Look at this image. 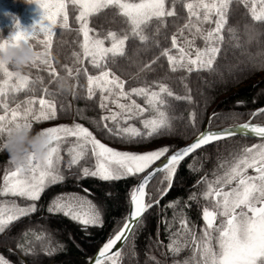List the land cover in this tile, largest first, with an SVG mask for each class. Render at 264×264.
<instances>
[{
    "label": "snow or ice",
    "instance_id": "6c2138e0",
    "mask_svg": "<svg viewBox=\"0 0 264 264\" xmlns=\"http://www.w3.org/2000/svg\"><path fill=\"white\" fill-rule=\"evenodd\" d=\"M35 2L42 10L40 19L28 29L21 27L17 21L15 31L8 38H0V49L19 43L32 45L42 55L36 57L26 69L43 67L50 73L51 79L57 81L58 87L62 88L59 83L61 77L52 66L51 47L54 27L68 28L66 0H35ZM68 2L78 9L75 19L79 24L78 31L83 34L81 42L83 57L89 58V64L101 69L97 75H87V70H84L87 76L88 97L92 98L94 90L99 89V107L102 110L107 109L106 114L101 115L96 122L99 130L125 143H134L138 139L161 135L165 129L171 131L172 125L165 111L164 96L191 101V95L186 94L183 97L176 95L165 83L157 81H153L154 87L126 88L125 81L107 67L106 61L109 58L115 60L117 55L124 53L125 42L129 36L146 42L148 37L144 34V29L153 21L158 25L156 28L158 33L160 26H166L168 18H176L175 6L178 0H68ZM179 2L187 11L184 23L177 28V32L183 37V42L178 40L177 32L172 33L170 48H163L160 56L167 58L168 69L172 72L212 71L224 40L222 32L227 25V15L232 0H179ZM237 3L248 7L253 21L264 22V0H237ZM106 9H114V16L119 15L124 18L128 27L127 30H121L123 34L113 30L98 33L89 26V18ZM206 23L209 27L205 29ZM213 23L214 27L211 26ZM245 28L248 29L249 26L245 25ZM185 30L190 32L191 36L184 37ZM227 31L232 34L235 28L227 27ZM197 36L203 39L204 47H195L194 40ZM185 45L188 49L195 47L194 53L186 50ZM171 49H176V52L173 53ZM73 55L77 57V61L81 60L77 53ZM157 59L158 57H154L149 64L155 63ZM260 66L264 67V63ZM62 67L67 69V75H76L67 65ZM79 71L78 68L77 73ZM37 83L44 93L49 91L40 75L37 74L35 79H32L28 72L18 74L11 65L0 62V110H2L0 135L6 136L12 125L32 129L33 122H44L57 117L54 102L45 99L44 95L39 98L35 95L26 96L22 109L19 103L9 107L10 94L20 90L35 92ZM133 95L144 97L147 108L137 104L132 99ZM121 98H126L127 103H121ZM37 99L38 109L33 107ZM109 102L115 104L119 111L107 108ZM149 111L152 115L145 116ZM257 114L264 115V108H257L250 114L249 120L241 124L213 127L212 118L218 115L214 112L209 117V126L196 130L191 142L175 148L164 144L143 151L120 150L109 146L80 123L73 122L71 125L61 123L43 127L39 132L46 134L50 141L43 161L34 159L29 153L27 167L21 168L10 159L13 168L5 170L2 177L3 184H0V195H18L28 198L33 203L21 207L14 201L10 204L0 202V232L4 231L10 222L36 210L34 202L40 197L47 184L64 179L58 167L59 144L62 137L72 136L76 140L73 147L68 149L71 159L66 167L77 164L90 152L94 166L81 168L80 172L83 176L97 177L104 181L129 176L139 177L138 182L129 191L127 214L122 221L116 222L107 239L93 256L88 257L89 264H118L120 252L118 248L114 249V246L118 243H126L134 226L143 219L146 210L153 204L159 203V199H153L152 195L146 192V188L155 177H159V187L155 189V193L157 197H161L172 186L178 165L190 153L212 142H219L236 135L251 134L259 138L257 143L242 146L238 154L232 157L231 162L221 161L223 170L220 174L214 172L213 180H208L204 176L197 181V184H205L200 196L211 201V207L205 206L202 209L204 224L200 238L197 239L195 233L189 230L184 218H181L179 223L196 244L192 257L195 260L198 253L199 260L196 264H264V123L251 122ZM134 118H139L143 129L131 123L121 127L120 120L127 122ZM188 120L195 130L194 112H189ZM108 121L112 124L109 125ZM0 148L5 149L3 146ZM248 169L254 170L255 174L250 175ZM79 178L78 176L77 179ZM84 191L87 192L88 189ZM195 198V193L190 194L189 199ZM176 203L178 200L170 201L168 206H174ZM48 211L62 212L83 227L103 223L98 206L86 195L81 196L78 193L59 194L49 203ZM17 247L26 252L31 250L21 244ZM168 247L173 252L180 250L179 242L171 239ZM45 250L51 251V249ZM0 264H10V261L0 255ZM183 264H189V260L185 259Z\"/></svg>",
    "mask_w": 264,
    "mask_h": 264
},
{
    "label": "trees",
    "instance_id": "16d2710c",
    "mask_svg": "<svg viewBox=\"0 0 264 264\" xmlns=\"http://www.w3.org/2000/svg\"><path fill=\"white\" fill-rule=\"evenodd\" d=\"M6 1L11 19L7 22L0 21V38L8 37L17 19L31 3V0ZM175 8L177 17L168 18L166 26H160L158 33L156 32L158 25L153 21L144 29V34L148 37L146 42L129 36L125 42L124 53L117 55L115 60L109 58L106 61L107 67L125 81L126 88L154 87L153 81H157L165 83L176 95L181 97L186 94L191 95V101L164 96L165 111L172 125L171 131L165 129L161 135L138 139L134 143H125L99 130L96 122L101 115L106 114V109L102 110L99 107V89L94 90L92 98L88 97L87 76L84 70H87V75H97L101 69L95 68L88 63L89 58L83 57L81 47L83 34L78 31L79 24L75 19L78 9L70 2H68V28L62 29L58 26L51 47L52 66L56 68L58 76L64 78L67 87H58L57 81L51 79L50 73L43 67L25 69L32 79H35L37 74L43 77V84L49 91L44 93L37 83L35 92L20 90L10 94L9 107L19 103L22 108L26 96L35 95L39 98L44 95L45 99L54 102L57 117L44 122H33L32 132L46 126L61 123L71 125L75 122L89 128L103 143L130 151L150 150L164 144L172 148L183 146L194 138L196 130L209 126V117L214 112L218 115L212 118L213 127L248 121L252 112L264 107V67L260 66L264 63V22L253 21L248 7L237 3V0H232L227 15V25L222 32L224 40L213 70L192 73L183 70L172 72L168 69L167 58L160 56V52L163 48H170L171 34L177 32V28L184 23L187 16V11L179 0ZM114 12V9H106L93 14L89 18V26L98 33L113 30L123 34L121 30H127L128 26L124 18L119 15L114 16ZM245 25L249 28L246 29ZM204 27L206 29L209 25L206 23ZM227 27L235 28V32L230 34ZM177 36L182 43L183 37L178 32ZM189 36L191 33L185 30L184 37ZM235 44L238 45V49L235 48ZM194 45L203 46V39L197 36ZM185 47L187 49V45ZM171 51L175 53L176 49ZM73 53H77L81 60L77 61ZM154 57H158L157 61L149 64ZM63 65L70 67L76 75H67V69L62 67ZM145 65L149 66L145 67ZM78 68L80 71L77 73ZM132 99L147 108L144 97L133 95ZM38 103L37 99L34 103L35 107ZM121 103H127V99L121 98ZM112 105L109 102L107 107ZM189 112L195 113V130L190 126ZM149 115H152L150 111L145 113V116ZM253 122L264 123V115L256 116ZM108 123L112 124L111 121ZM119 123L121 127L131 123L143 129L139 118L127 122L120 120ZM4 137L0 135V143ZM75 140L76 138L73 137L68 142ZM258 141L234 136L197 150L179 164L172 186L161 197H157L155 193V189L159 187V177H156L150 183L147 192L153 199H159V203L153 204L144 213L143 219L136 226L122 252L121 264H174V262L183 264L185 259L189 260V264H195L199 260V256H195L197 258L195 260L192 259L196 244L179 221L184 218L189 230L195 233L197 239L200 238L203 224L202 209L205 206L209 207L211 201L200 196L205 184H197V181L204 176L208 180H213L214 172L217 173L222 168L221 161L231 162L232 157L238 154L242 146ZM70 159L71 157L63 153L64 179L43 189L40 197L34 202L36 210L10 222L4 231L0 232V255L10 261V264H88V257L93 256L107 239L116 222L122 221L127 214L129 191L139 180L138 176L122 177L112 181L83 176L80 172L81 168L94 166L90 152L77 164L66 167ZM10 165L8 151L0 148V184L5 170H10ZM84 189L88 191L85 192ZM61 193L86 195L100 209L103 223L83 227L62 212H49V203ZM192 193L196 194L195 199H189ZM8 198L0 195V202ZM13 198L23 204L33 203L20 196ZM177 200L178 203L174 206H168L170 201ZM170 239L179 242L178 252L169 249ZM18 244L31 250L26 252L17 247Z\"/></svg>",
    "mask_w": 264,
    "mask_h": 264
},
{
    "label": "clouds",
    "instance_id": "9594fccd",
    "mask_svg": "<svg viewBox=\"0 0 264 264\" xmlns=\"http://www.w3.org/2000/svg\"><path fill=\"white\" fill-rule=\"evenodd\" d=\"M41 55L42 53L32 45L19 43L0 49V62L11 65L18 74H21L25 71L27 65ZM59 83L62 87H67L64 78H61ZM0 146L8 151L10 159L17 166L26 168L29 153L32 154L34 159L43 161L50 146V141L46 134H40L39 131L32 132L31 129L23 126L18 128L16 125H12Z\"/></svg>",
    "mask_w": 264,
    "mask_h": 264
},
{
    "label": "rangeland",
    "instance_id": "374dc122",
    "mask_svg": "<svg viewBox=\"0 0 264 264\" xmlns=\"http://www.w3.org/2000/svg\"><path fill=\"white\" fill-rule=\"evenodd\" d=\"M257 7H259V5H257ZM66 11H67V14H68V1L66 0ZM41 12L42 10L39 8V6L37 5V3L35 2V0H31V3L28 5V7L23 11V13L20 15V17L17 19V21L19 22V25L25 29H28L30 28L36 21H38L40 19V15H41ZM11 17H10V13H9V7H8V2L6 0H0V21H3V22H7V21H10ZM16 21V22H17ZM16 22L14 24V27L12 29V31L9 33L8 37L10 36V34L12 32L15 31V27H16ZM68 24H69V19H68ZM214 23L212 24V27H214ZM58 28V26L54 27V32L56 31V29ZM7 37V38H8ZM235 48L238 49V45L235 44L234 45ZM196 47V46H195ZM195 47L191 48V49H187L186 50H190L194 53L195 51ZM200 47H204L203 46H200ZM107 95V93H106ZM34 108H39V103L38 105L35 107V104L33 105ZM23 108V107H22ZM21 108V109H22ZM109 109H112L114 111H119V109H117L116 105L113 104L112 106H109L107 107ZM107 112V109L105 110V113ZM241 124V123H239ZM229 126V125H228ZM224 127H227V126H224ZM71 138H73L72 136H67V137H62L61 138V142L59 144V156H60V160H59V163H58V167H59V170L60 172L64 175V172L62 170V165H63V153H66L68 155V157H71V153L70 151H68V149H71L74 145V142H68ZM247 138V137H245ZM68 142V143H67ZM69 164V160L67 162V165ZM13 168V165L11 164L10 165V170H12ZM250 169H248L247 171H249ZM65 176V175H64ZM2 184H3V181H2ZM52 183H49L45 186V188L50 185ZM44 188V189H45ZM43 191V190H42ZM4 196H8L9 198L8 199H3V201L1 202H4L5 204H10L11 202H15L18 206H25L26 204H23V203H20L16 200H14V198L12 199L13 196H18V195H12V194H3ZM24 199H28V198H25V197H22ZM129 242V241H128ZM13 250L11 249L10 252H12ZM122 256H123V253H120V256L118 257V264H120L121 260H122ZM199 256V255H198ZM197 259V258H195ZM196 264V263H195Z\"/></svg>",
    "mask_w": 264,
    "mask_h": 264
},
{
    "label": "water",
    "instance_id": "95a60500",
    "mask_svg": "<svg viewBox=\"0 0 264 264\" xmlns=\"http://www.w3.org/2000/svg\"><path fill=\"white\" fill-rule=\"evenodd\" d=\"M263 108H264V107H263ZM257 115H261V114H257ZM257 115H256V116H257ZM253 119H254V117L252 118L251 122L253 121ZM236 136H244V137H248V138L259 139L258 137H254V136L251 135V134L236 135ZM190 142H191V141H190ZM204 146H205V145H204ZM202 147H203V146H202ZM191 154H192V153H190L188 156H190ZM188 156H187V157H188ZM187 157H185L184 159H186ZM184 159H183V160H184ZM183 160H182V161H183ZM182 161H181V162H182ZM151 182H152V181H151ZM151 182H150V183H151ZM147 188H148V187H147ZM147 188H146V190H147ZM136 226H137V225L134 226V230H135ZM134 230H133V232H134ZM133 232H132V234H133ZM132 234H131V235H132ZM131 235H130V237H131ZM130 237H129V238H130ZM129 238L127 239V242H126V243H123V244L118 243L117 246H114V249H115V248H118V249H119V252L121 253V251L124 249V247H125L126 244L128 243ZM88 264H89V261H88Z\"/></svg>",
    "mask_w": 264,
    "mask_h": 264
},
{
    "label": "flooded vegetation",
    "instance_id": "af4514ba",
    "mask_svg": "<svg viewBox=\"0 0 264 264\" xmlns=\"http://www.w3.org/2000/svg\"><path fill=\"white\" fill-rule=\"evenodd\" d=\"M254 143H257V142H254ZM222 168H220L218 171H217V173L216 174H220L221 172H222ZM248 173L250 174V175H254L255 173H254V170H252V169H250L249 171H248ZM209 207H211V205H209ZM218 222V221H217ZM203 224H204V222H203ZM203 224H202V226H201V229H200V236H201V230H202V227H203ZM213 243H214V241H213ZM196 256H198V253L196 254Z\"/></svg>",
    "mask_w": 264,
    "mask_h": 264
}]
</instances>
